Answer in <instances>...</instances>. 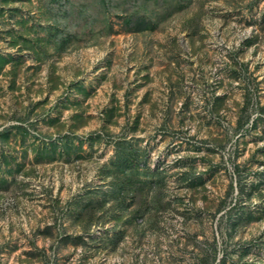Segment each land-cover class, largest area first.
I'll use <instances>...</instances> for the list:
<instances>
[{
    "label": "rangeland",
    "instance_id": "rangeland-1",
    "mask_svg": "<svg viewBox=\"0 0 264 264\" xmlns=\"http://www.w3.org/2000/svg\"><path fill=\"white\" fill-rule=\"evenodd\" d=\"M0 264H264V0H0Z\"/></svg>",
    "mask_w": 264,
    "mask_h": 264
}]
</instances>
